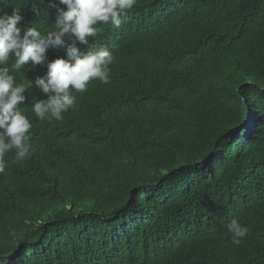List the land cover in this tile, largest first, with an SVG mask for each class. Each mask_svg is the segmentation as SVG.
I'll return each instance as SVG.
<instances>
[{
    "label": "trees",
    "instance_id": "obj_1",
    "mask_svg": "<svg viewBox=\"0 0 264 264\" xmlns=\"http://www.w3.org/2000/svg\"><path fill=\"white\" fill-rule=\"evenodd\" d=\"M54 5L0 0L42 34ZM121 19L46 52L108 48V84L70 88L62 120L35 116V86L18 106L32 128L4 155L0 264H264V0H136ZM28 68L17 84L47 74Z\"/></svg>",
    "mask_w": 264,
    "mask_h": 264
},
{
    "label": "clouds",
    "instance_id": "obj_2",
    "mask_svg": "<svg viewBox=\"0 0 264 264\" xmlns=\"http://www.w3.org/2000/svg\"><path fill=\"white\" fill-rule=\"evenodd\" d=\"M136 0H58L56 19L52 31L42 34L35 27H25V17L18 9L9 14L0 9V173L5 170V153L15 150L18 158L28 154L30 130L29 118L18 107L28 100L25 94L29 88H39L47 99L37 100L32 112L41 120L49 117L63 119L75 104L70 88L78 92L87 90L92 80L102 84L110 82L109 66L114 61L108 48L83 51L75 44L66 49L67 59L48 61L46 52L63 46L66 38H75L82 46L89 45L88 37H94L98 23L111 24L119 28L122 17ZM10 58L14 63L9 66ZM46 64L45 77L35 76L34 80L17 84L10 72H20L25 66L32 71L36 66ZM228 231L233 235V243L244 237L248 229L238 220L232 219Z\"/></svg>",
    "mask_w": 264,
    "mask_h": 264
}]
</instances>
